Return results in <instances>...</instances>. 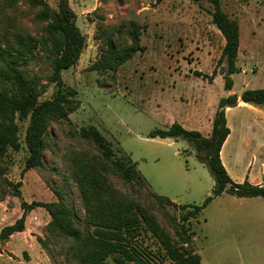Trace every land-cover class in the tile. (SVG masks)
Returning <instances> with one entry per match:
<instances>
[{"label":"rangeland","instance_id":"1","mask_svg":"<svg viewBox=\"0 0 264 264\" xmlns=\"http://www.w3.org/2000/svg\"><path fill=\"white\" fill-rule=\"evenodd\" d=\"M47 1L57 9L58 0ZM69 1L86 36L78 62L62 71L65 84L76 89L74 98L81 101L70 114L71 119L78 127L96 125L116 148L130 154L154 192L182 204H202L212 194L215 181L207 163L198 158L194 144L183 137H151L150 133L173 123L199 130L204 136L212 131L219 101L227 95V64L219 63L225 37L213 22V4L207 0ZM221 1L224 10L240 25V71L232 75L235 93L264 88V0ZM22 9L25 12L18 16L19 21L29 31L37 32L40 25L34 20V10L27 4ZM6 12L12 14L13 8H6ZM130 20L142 28L143 48L117 71L94 69L93 64L105 51L104 30ZM116 40L130 41L126 32ZM42 68L44 74L48 72L47 64ZM56 90L55 83H48L40 98H51ZM262 110L241 105L227 112L231 133L225 141L223 158L236 182L245 181L253 152L264 157ZM18 122L23 148L1 154L0 170L23 181L25 198L50 201L51 187L59 182L57 173L62 169L63 153L73 140L53 121L48 133L51 145L43 166L23 174L28 120ZM75 200H79L78 195ZM19 206L20 200L14 195L0 200V231L20 214ZM174 210L178 215L183 213L182 209ZM49 219L46 209L37 208L28 216L26 232L12 239L23 264H50L34 236H44ZM192 226L198 244L207 247L206 264H264L262 196L241 198L225 191L207 204ZM146 241L153 250L158 249L154 238L147 235ZM9 255L15 253L7 248L3 257Z\"/></svg>","mask_w":264,"mask_h":264},{"label":"trees","instance_id":"2","mask_svg":"<svg viewBox=\"0 0 264 264\" xmlns=\"http://www.w3.org/2000/svg\"><path fill=\"white\" fill-rule=\"evenodd\" d=\"M207 1L214 6L210 10L213 22L225 37L219 63L227 64L225 88L231 90L232 75L240 71L237 64L240 25L224 10L221 0ZM23 4L34 10V20L40 25L37 32L29 31L19 21L18 16L25 12ZM9 7L13 8L12 14L6 12ZM141 30L135 20L111 30L106 28L105 51L93 68L117 71L143 48ZM125 32L130 41H117L116 37ZM85 46L86 36L77 24V14L69 0H58L57 9L47 0L0 2V160L1 154L23 148L18 120H28L23 174L43 166L45 152L51 145L48 133L53 121L73 140L63 153L62 169L57 173L59 182L51 187L50 201L25 198L23 181L0 170L3 186L0 200L7 195L20 200V214L2 227L0 240L5 241L14 233H25L28 216L42 207L50 219L44 236L34 235L50 264H203L191 219L225 191L238 197L264 199L263 185L249 180L236 182L221 158V148L231 133L226 107L237 105L239 97L256 106L264 105V88H247L240 95L231 93L222 97L209 136L179 123L151 131V137L179 136L192 142L198 158L207 163L214 177L213 192L202 204H178L154 192L130 154L116 148L96 125L78 127L71 119L70 114L80 107L81 101L74 98L76 89L65 84L62 71L78 62ZM45 64L48 72L44 74ZM51 82L57 85L55 94L41 99ZM116 178L128 189H123ZM177 208L183 210L181 215L175 212ZM147 235L154 238L157 250L146 241Z\"/></svg>","mask_w":264,"mask_h":264},{"label":"crops","instance_id":"3","mask_svg":"<svg viewBox=\"0 0 264 264\" xmlns=\"http://www.w3.org/2000/svg\"><path fill=\"white\" fill-rule=\"evenodd\" d=\"M233 87H232L231 90H227V95L236 92V90ZM243 90L244 89H241V90L237 91V94L240 95ZM241 105L252 107L253 109H255L257 111H261L262 108H263L262 111L264 112V105H257L256 106V105H253V104H250V103H247V102L242 101L240 99V97H239L238 98V104L237 105H235V106H227L226 107V115H227V112L228 111L232 110V108L237 107V106H241ZM259 106H261L262 108H260ZM225 144L226 143L224 142V144H223V146L221 148V158H222V161H223L224 165H225V162H224V158H223V149H224V145ZM262 147H264V145H262ZM131 158H132V156H131ZM133 160L136 162L137 167H139L138 162L135 159H133ZM248 165L250 166V168L248 169V174H247L245 180H249L253 184L264 185V157L260 156L256 152H253V154H252V160L249 161ZM225 167L227 168L226 165H225ZM227 170H228V172L230 174L229 169H227ZM235 181H237V180H235ZM238 182H242V181L239 180ZM169 198L171 200H173L175 203L182 204V203L177 202L176 199H174V198L173 199L171 197H169ZM241 198H245V197H241ZM194 218H196V217H194ZM194 218L191 219V225H193V219ZM192 228H193V226H192ZM22 234L23 233H21V234L20 233H14L9 239H7V240H5L3 242L0 240V247L2 248L1 251H0V264H23V258H20L19 257V255L14 251V249H15L14 247L15 246L12 245V239L14 237L20 236ZM35 238L38 241V239H37L36 236H35ZM194 241H195V245H196L197 251L201 254L203 264H206V261H205V252L207 251V247L205 245H199L198 244L197 238L195 236V231H194ZM7 248L10 249L12 252H14L15 253V256L9 255L8 258H4L3 256H4L5 250ZM24 259H26V258H24ZM46 260H47V258H46Z\"/></svg>","mask_w":264,"mask_h":264},{"label":"built area","instance_id":"4","mask_svg":"<svg viewBox=\"0 0 264 264\" xmlns=\"http://www.w3.org/2000/svg\"><path fill=\"white\" fill-rule=\"evenodd\" d=\"M264 186V185H263Z\"/></svg>","mask_w":264,"mask_h":264}]
</instances>
